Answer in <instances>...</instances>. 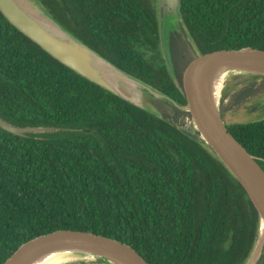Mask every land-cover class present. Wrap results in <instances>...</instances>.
<instances>
[{
	"label": "trees",
	"instance_id": "trees-1",
	"mask_svg": "<svg viewBox=\"0 0 264 264\" xmlns=\"http://www.w3.org/2000/svg\"><path fill=\"white\" fill-rule=\"evenodd\" d=\"M34 1L117 69L181 105L185 72L199 56L264 51V0H181L180 16L199 55L180 66L181 39L170 35L178 84L163 55L157 0ZM252 93L244 91L240 103ZM0 117L53 129L20 137L0 128V264L24 243L58 230L122 241L149 264L250 258L259 215L205 145L66 67L1 11ZM227 126L264 169V119ZM257 264H264V250Z\"/></svg>",
	"mask_w": 264,
	"mask_h": 264
},
{
	"label": "water",
	"instance_id": "water-1",
	"mask_svg": "<svg viewBox=\"0 0 264 264\" xmlns=\"http://www.w3.org/2000/svg\"><path fill=\"white\" fill-rule=\"evenodd\" d=\"M33 2L37 7L19 0H0V11L17 30L53 58L116 96L145 111L148 110L143 103L149 102L147 98H156L190 114L195 130L179 127L180 131L191 140L205 145L227 167L257 210L260 219L258 239L246 263L257 264L264 250L263 240L259 255L255 258L264 234V169L259 164V159L251 155L229 132L219 102L216 104L210 95L209 79L218 71L264 77V51L244 48L199 56L185 72L183 91L187 103L181 105L117 69L64 30L35 1ZM161 2L160 16H163L165 11L173 14L179 11L181 6V0ZM178 11L173 17L180 16ZM159 27L163 45L160 19ZM0 128L20 137L53 131L52 128L15 126L1 117ZM86 133L90 134V131L87 130ZM63 251L84 256L85 258L78 260L85 262L96 260L102 264H149L132 246L122 241L74 230H58L36 237L21 245L5 264H31L43 255ZM72 262L76 260L65 263Z\"/></svg>",
	"mask_w": 264,
	"mask_h": 264
},
{
	"label": "rangeland",
	"instance_id": "rangeland-1",
	"mask_svg": "<svg viewBox=\"0 0 264 264\" xmlns=\"http://www.w3.org/2000/svg\"><path fill=\"white\" fill-rule=\"evenodd\" d=\"M19 1L24 4H31L37 7L33 2L34 0L33 1L19 0ZM161 7H162L161 0H157L158 14H159V19L161 21L162 34H163L162 37L163 55L168 63V67L172 76L174 77L176 82L180 84L179 83L180 81H178L175 76V68L173 62L171 61L170 35L172 33H176L181 39V44L179 43V41L176 42L177 46L175 49L176 60L180 66L184 64L185 60H187L188 57L189 60H192L194 57H197L199 54L197 53L196 47L184 27L182 18L180 16L173 17V15L176 16L178 10L173 14H169L168 12L165 11L164 15L160 16ZM182 47L186 48V52L189 53V55L188 54L185 55V52L182 50ZM238 76L241 75L234 74L231 75L229 78H227L220 92L219 108L223 115L224 121L226 122L227 125H230L233 123L255 122L264 119V114L261 112V110L264 109V80L263 79L252 80L249 79L250 77L246 75H243L244 77L242 76L239 79H236V77ZM237 83H239V85L238 86L236 85L234 87V85ZM247 89L253 90V93L251 96L248 97V99L240 103L239 98L241 94ZM147 99L149 102L143 103L144 104L143 106L148 111L157 114L159 117L162 118L166 117L170 121H173L178 127H186L191 130H195L191 118H187L185 116L180 115L176 119V116L178 115V111L180 110L177 109L172 104L163 102L156 98H152V99L147 98ZM77 261L80 262L79 260H76V262H72L69 264L78 263ZM93 261L97 262L96 260Z\"/></svg>",
	"mask_w": 264,
	"mask_h": 264
},
{
	"label": "bare ground",
	"instance_id": "bare-ground-1",
	"mask_svg": "<svg viewBox=\"0 0 264 264\" xmlns=\"http://www.w3.org/2000/svg\"><path fill=\"white\" fill-rule=\"evenodd\" d=\"M234 74H235L234 72H229V71L228 72L218 71L209 79L210 95L216 104L220 100V92L223 88L225 81L227 80V78H229L231 75H234ZM258 86H260V85H258ZM263 240H264V234L261 237L260 246L258 248V251L256 253L255 258H257V256L259 255V251L261 248V244L263 243ZM80 258H85V257L81 256V255H76L72 252H67V251L54 252V253L43 255V256L39 257L38 259L34 260L31 264H63L65 262L78 260ZM87 258H92V257H87ZM255 258H254V260H255Z\"/></svg>",
	"mask_w": 264,
	"mask_h": 264
},
{
	"label": "flooded vegetation",
	"instance_id": "flooded-vegetation-1",
	"mask_svg": "<svg viewBox=\"0 0 264 264\" xmlns=\"http://www.w3.org/2000/svg\"><path fill=\"white\" fill-rule=\"evenodd\" d=\"M181 44V43H180Z\"/></svg>",
	"mask_w": 264,
	"mask_h": 264
}]
</instances>
